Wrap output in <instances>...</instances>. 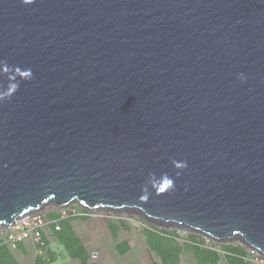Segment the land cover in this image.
Masks as SVG:
<instances>
[{
	"label": "water",
	"instance_id": "obj_1",
	"mask_svg": "<svg viewBox=\"0 0 264 264\" xmlns=\"http://www.w3.org/2000/svg\"><path fill=\"white\" fill-rule=\"evenodd\" d=\"M75 202L264 254V0H0V228Z\"/></svg>",
	"mask_w": 264,
	"mask_h": 264
},
{
	"label": "rangeland",
	"instance_id": "obj_2",
	"mask_svg": "<svg viewBox=\"0 0 264 264\" xmlns=\"http://www.w3.org/2000/svg\"><path fill=\"white\" fill-rule=\"evenodd\" d=\"M52 211L61 213L64 219L77 217L72 222V227L89 252L90 264H152L153 262L160 264L159 259L151 252L144 239V232L149 227L175 232L181 246L185 244L186 237L190 235L199 238L205 246L215 248L221 253L222 259L219 264H228L224 257L223 247L230 245L242 249L248 263L264 264V254L254 250L239 238L232 241H217L202 233L187 230L174 224L149 220L139 210L116 211L102 208L91 211L77 202L62 209L53 205L46 206L38 213L30 214L21 220H15L8 227L0 228V237L4 238L7 246L14 253L18 264H34L38 254L36 245L39 240L36 241L35 238L37 233L41 237L45 236L49 242V248L58 255V264H81L79 261L69 259L63 248L58 246L51 228L54 223H51L48 218ZM110 222L119 228L116 238L112 237L108 228ZM19 238L24 245L23 250L13 246L14 241H18ZM124 243L130 247V251L121 254L118 251V246ZM180 264H196V261L191 254H184Z\"/></svg>",
	"mask_w": 264,
	"mask_h": 264
},
{
	"label": "trees",
	"instance_id": "obj_3",
	"mask_svg": "<svg viewBox=\"0 0 264 264\" xmlns=\"http://www.w3.org/2000/svg\"><path fill=\"white\" fill-rule=\"evenodd\" d=\"M51 223L52 232L59 247L63 248L66 256L72 261H79L81 264H90V255L84 243L76 235L72 222L77 217L64 219L61 213L52 211L48 216ZM108 228L113 238L119 233V228L114 223H109ZM144 239L151 252L159 259L160 264H180L184 254L192 255L196 264H219L222 256L217 249L205 246L201 240L195 236L186 237L184 245L178 242L175 232L165 229L149 227L144 232ZM19 250H23L21 242L16 243ZM38 254L34 264H58V255L49 248V242L43 235L36 245ZM225 258L228 264H250L245 258V252L235 246L223 247ZM118 251L126 254L130 251L127 244H120ZM0 264H18L14 253L9 249L4 238L0 237ZM152 264H158L153 262Z\"/></svg>",
	"mask_w": 264,
	"mask_h": 264
},
{
	"label": "built area",
	"instance_id": "obj_4",
	"mask_svg": "<svg viewBox=\"0 0 264 264\" xmlns=\"http://www.w3.org/2000/svg\"><path fill=\"white\" fill-rule=\"evenodd\" d=\"M36 237V241H40V239H41V235L39 234V233H37L36 235H35ZM20 241H22L21 240V238H19V240L18 241H14V244H13V246H14V248H16V243H18V242H20Z\"/></svg>",
	"mask_w": 264,
	"mask_h": 264
},
{
	"label": "clouds",
	"instance_id": "obj_5",
	"mask_svg": "<svg viewBox=\"0 0 264 264\" xmlns=\"http://www.w3.org/2000/svg\"><path fill=\"white\" fill-rule=\"evenodd\" d=\"M24 2H25V3H31V2H33V0H24ZM240 78H241V79H244L243 74H240ZM167 184H168L169 186H171V185H172V181H171V180H168V181H167ZM95 211H96V210H95Z\"/></svg>",
	"mask_w": 264,
	"mask_h": 264
},
{
	"label": "bare ground",
	"instance_id": "obj_6",
	"mask_svg": "<svg viewBox=\"0 0 264 264\" xmlns=\"http://www.w3.org/2000/svg\"><path fill=\"white\" fill-rule=\"evenodd\" d=\"M14 221H15V220H14ZM14 221H13V222H14ZM11 224H13V223H11Z\"/></svg>",
	"mask_w": 264,
	"mask_h": 264
}]
</instances>
